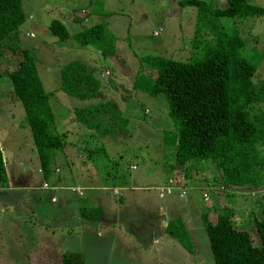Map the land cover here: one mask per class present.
I'll use <instances>...</instances> for the list:
<instances>
[{"label": "rangeland", "instance_id": "obj_1", "mask_svg": "<svg viewBox=\"0 0 264 264\" xmlns=\"http://www.w3.org/2000/svg\"><path fill=\"white\" fill-rule=\"evenodd\" d=\"M178 1L180 0H22L25 20L18 28L16 37L19 46L27 49L34 59L44 90L50 94V98L56 97L64 102H60L59 114H65L63 104H69L67 100H72L71 103L77 106L98 101L111 102L129 119V124L124 135L119 130L103 135L102 141L106 150L104 157L110 162L116 161L113 166L118 169L123 179L132 175L136 183L141 185H150L149 183L158 179L162 183L166 177L174 176L176 171L170 169L172 166L176 168L174 147L163 145L160 141L161 134L173 135L179 128L169 117L168 102L163 94L150 96L134 89L133 84L140 78H154L157 75L158 68L144 59L148 56L190 61L199 54V49L193 43L198 21L197 8L180 6ZM205 1L213 8L224 7L226 4V0ZM246 1L264 7V0ZM52 19L61 20L70 34L97 23L105 24L107 43H112L114 53L103 56L93 46H80L73 40L58 41L48 31ZM220 22L224 32L228 34L235 28L239 30L244 40L242 54L256 65L252 80L258 86L264 80V16L224 17ZM198 34L202 39L198 45L203 48L202 41L206 40L207 28L201 27ZM1 48L4 47L0 44L2 53ZM18 55L20 56V51L17 50L15 56ZM2 57L0 140L8 173L15 180L13 189L0 190V232H5V236H8L11 247L7 254H1L3 256H0V264H26L22 261L32 258L46 260L47 264H51L49 257L53 253L44 249L45 241L60 245L68 252L82 253L86 264H214L202 214L206 211L214 219L222 212H228L233 220L251 222L252 212L259 200V193L251 188L228 190L219 203L216 201L215 210L207 209V200L203 193H207L213 200L214 185L211 182L217 176L209 160L196 162L190 179L187 180L184 197L181 198L178 193L173 192L164 194L162 199L158 198L160 190L165 187L158 190L154 188V191L148 189L151 193L142 190L131 192L132 203L125 207L126 204H120V197H113L115 201H112L108 196L107 210H104L101 221L89 222L94 224L92 227H88L87 223H75V216L70 214L55 213L52 217L44 218L45 213L39 215L38 211L25 208L21 201L26 192L19 186L24 183L41 184L42 176L36 173L40 162L31 135L28 137L25 134L26 136L16 138L17 132L24 134L22 126L25 112L21 101L13 93L11 80L4 71L5 56ZM71 60L85 63L94 76L98 77L101 86L96 97L87 100L74 99L61 90L60 68ZM15 68V64L10 65L8 71ZM106 71L109 72L108 75ZM260 108L264 113V104ZM65 125L75 127V123L70 120H66ZM81 129L85 127L82 126ZM64 140L67 141L65 138ZM18 141L22 148L17 151L15 146ZM65 145L55 150L54 154H61ZM88 145H92L91 140ZM69 148L70 145L67 144L64 152ZM258 152L260 156H264V145L259 147ZM27 170L31 177L25 175ZM62 173L61 168L58 176ZM78 173L79 170L76 169L75 174ZM75 179L74 176L71 177L68 183ZM45 181L49 186L54 185L53 179ZM57 193L59 191L56 195ZM99 193L94 192L96 201L100 199ZM59 199L62 196H58ZM70 200L75 201V197ZM165 203L167 206L161 207ZM9 205L13 208L10 209ZM156 205H160L159 212L150 209ZM144 211H151L156 225L161 221V212L164 211L168 217L181 218L190 237L191 252L185 250L178 240L168 234L164 235L158 226H151V222L145 221L144 217L140 219V212L143 215ZM118 219H121L120 224ZM26 220H31V224ZM32 227L35 229V232H31L33 238L27 239ZM38 231L52 238L36 240L35 236H40ZM250 232L255 242L257 236L254 227L250 228ZM21 236L26 238L21 239ZM10 250H13L12 253H9ZM9 259L12 260L11 263L8 262Z\"/></svg>", "mask_w": 264, "mask_h": 264}, {"label": "trees", "instance_id": "obj_2", "mask_svg": "<svg viewBox=\"0 0 264 264\" xmlns=\"http://www.w3.org/2000/svg\"><path fill=\"white\" fill-rule=\"evenodd\" d=\"M178 2L180 6L197 8L193 43L199 54L190 61L148 56L144 59L157 67L158 73L154 78L138 79L133 87L150 96H165L169 117L179 128L173 135L166 133L164 142L174 147L176 167L187 180L197 161L209 160L219 176L211 184L227 191L251 188L257 192L264 187V156L258 152L264 145V113L260 108L264 104V80L258 86L253 82L256 65L242 54L244 40L239 30L224 32L220 20L264 16V7L246 0H226L220 8L211 7L205 0ZM24 20L22 0H0V44L4 47L0 57L5 56L4 71L11 80L14 95L23 105L25 125L30 129L40 166L46 173L54 151L61 149L65 140L63 134L53 130L49 94L42 86L34 59L27 49L19 46L16 34ZM201 27L208 30L203 48L198 45L202 40L198 34ZM48 31L60 42L73 40L80 46H93L103 56L114 53L112 43H107V28L103 23L70 34L61 20L52 19ZM17 50L20 56L16 57ZM14 64L16 68L8 71V66ZM60 80L61 90L80 100L96 97L101 86L90 67L77 60L62 65ZM72 114L94 135L115 130L124 135L129 124V119L109 101L76 106ZM7 181L0 146V188H5ZM258 199L250 223L233 220L228 212L214 219L206 211L202 214L214 264H264V195H258ZM80 216L98 221L102 209L83 206ZM253 227L255 242L250 232ZM166 231L191 252L190 237L180 218L169 221ZM49 261L86 264L82 253L68 251L51 254Z\"/></svg>", "mask_w": 264, "mask_h": 264}, {"label": "crops", "instance_id": "obj_3", "mask_svg": "<svg viewBox=\"0 0 264 264\" xmlns=\"http://www.w3.org/2000/svg\"><path fill=\"white\" fill-rule=\"evenodd\" d=\"M67 101L69 104H63V106H65L63 110L65 114L60 115L59 114L61 112L60 102L61 103H64V102H62V100L61 101L58 100V98L56 97L50 98V94H49L50 107L54 115L53 130L59 134L64 135V138L67 140L65 141V144L66 145L69 144L70 148L65 153L64 152V150L66 149V145H65V148L61 152V154L55 152L52 163L50 164L46 173L42 169V167L39 165V167L36 169V173L42 176L41 184H36V185H31L27 183H24L22 185L20 184L19 188H22L26 192V195L22 198V201H21L25 205L24 206L25 208H32L34 211H38L39 215L40 214L42 215V213H45L44 218L45 217L47 218L48 216L52 217L55 213L66 214V215L70 214L71 216H75V223H84V224L87 223L86 225L88 227L89 226L92 227V225L94 224L92 223L89 224V222H91L90 220H86L80 216V209L83 206L101 207L102 216L99 219V221H101L103 214H104V210H107L106 206L108 204V201L106 200V197L108 196H109V199H112V201H115L113 197H120L118 198L120 204H126L125 207H129L130 204L132 203L131 195L133 194H130L131 192L136 193L142 190L149 192L150 190L154 191V188L158 190V188H163L165 186H168L169 179L175 180L178 187H183L187 191V179L185 178V175L181 173L180 169H178L177 167L175 168L173 166L170 167V169L172 168L173 170H176L174 171V174H173L174 176L170 175L166 177L162 183H160L161 181L158 179L155 182L149 183L150 185L137 184L134 179V176L132 175L125 178L126 180L123 179L118 169H115L113 166L116 161L110 162L109 159H105L104 157V153H106V150L104 148L103 141H102L103 135H94L93 133L86 131V129H81L82 127L81 124L75 120L72 114V111L77 106V104H72L71 103L72 100H67ZM66 120L73 121L75 123V127L70 128L66 126L65 125ZM22 129H23L24 134L20 135V133L17 132L16 138H21V136L23 135L24 136L31 135L29 127L25 125V118H24ZM164 137L165 135L161 134L160 141L163 145H165V142L163 141ZM90 140L92 141V145H88ZM19 141L16 143V146H15V149L17 151L20 150L19 148H22V146L19 145ZM0 146H1V140H0ZM1 149H2V146H1ZM2 153H3V150H2ZM100 154H102L103 156L100 157L99 156ZM36 156H37V151H36ZM3 157L5 160V168H6V174H7L8 181H7L6 187L0 188V190H10L14 188L13 186H14L15 179L13 176H10V174L8 173L7 160L4 154H3ZM15 158H17V156H15ZM60 167L63 169V173L60 176H58V174L61 173ZM76 169L79 170L78 174H75ZM99 171H101V175L99 174ZM110 173H113V175H111ZM25 175L30 176L29 170H27V173ZM73 176L76 178L75 181L72 183H68L71 180V177ZM47 179H53L54 185L49 186L45 181ZM44 183L47 184V187H44ZM115 190L118 191L119 193L118 192L115 193L114 192ZM58 191L59 193H57V195L59 197L62 196V199H59V200H58V196L56 195V192ZM123 191H125L124 194H123ZM177 191H174V192L178 193ZM213 191H214L213 200L212 198L208 197L209 195L207 193L205 192L203 193V197L207 200L208 210H213V208L215 210L216 201L219 203V201L223 197V194L227 192V190L216 187V186H213ZM94 192L96 193L100 192L98 194L100 195V199L98 201L95 200ZM257 192L259 193V195H264V187H262ZM204 194H206V196H204ZM64 197H67V198L65 199ZM73 197H75V201L70 200ZM123 197H125V199ZM164 197L165 196L158 195V198L160 199ZM189 201L191 202V200ZM166 206H167V203L161 204V207L163 208ZM9 208L12 209L13 206L9 205ZM150 209H154L157 212L161 210L160 205H156L153 207L151 206ZM140 214H141L140 219L144 217L145 221H149V223L151 222V226L152 225H154L155 227L158 226V228L164 233V235L168 234L166 231L168 222L175 218H179V217H168V214L164 211V212H161V215H162L161 221L158 223V225H156L152 220L153 214L151 213V211H147V212L144 211L143 215L140 212ZM30 221L31 220L29 221L26 220L27 223H30ZM120 222H121V219H118L119 224ZM182 222L184 221L182 220ZM34 230L35 229L32 227V229L30 230L28 234L29 236L27 235L28 236L27 239L33 238L31 235V232H35ZM38 234L40 236L36 234L37 235L35 236L36 240L44 241L45 239L52 238L51 236H45L44 233L40 234L39 231H38ZM22 238H26V236H21V239ZM2 240L4 241L1 242ZM9 249H11V247H9L8 236H5V232H0V256H3L1 254H7V251ZM44 249H46L47 251L51 253H55V254L66 251V249L63 248L62 246L53 245L51 243L48 244L47 241H45ZM124 249H127V247H125ZM12 251L13 250H10L9 253H12ZM8 262L11 263L12 260L9 259ZM22 262L26 264L27 263L47 264L46 260L44 261L38 258L27 259V260H23Z\"/></svg>", "mask_w": 264, "mask_h": 264}, {"label": "built area", "instance_id": "obj_4", "mask_svg": "<svg viewBox=\"0 0 264 264\" xmlns=\"http://www.w3.org/2000/svg\"><path fill=\"white\" fill-rule=\"evenodd\" d=\"M155 34H157V32H155ZM106 74L108 75L109 72L106 71ZM44 187H47V184L44 183ZM176 190H178L179 197H184L186 195V189H184L183 187H178L175 181H169V185L165 186V189L160 190L159 196H163L164 194H172ZM114 192L117 193L116 190Z\"/></svg>", "mask_w": 264, "mask_h": 264}]
</instances>
